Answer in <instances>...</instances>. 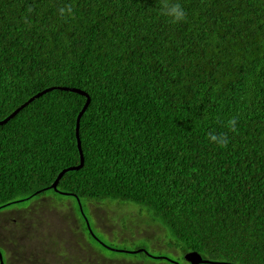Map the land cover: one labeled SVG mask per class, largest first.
<instances>
[{"label": "trees", "instance_id": "1", "mask_svg": "<svg viewBox=\"0 0 264 264\" xmlns=\"http://www.w3.org/2000/svg\"><path fill=\"white\" fill-rule=\"evenodd\" d=\"M170 2L184 22L162 14L165 0H0V121L52 89L0 125V210L72 198L75 240L57 264H175L191 252L264 264V0ZM60 88L91 101L84 165L59 193L46 188L80 163L86 102ZM127 207L153 228L144 239L182 258L149 252L143 238L134 261L105 255L126 251L99 241L88 212L100 231L146 236Z\"/></svg>", "mask_w": 264, "mask_h": 264}, {"label": "rangeland", "instance_id": "2", "mask_svg": "<svg viewBox=\"0 0 264 264\" xmlns=\"http://www.w3.org/2000/svg\"><path fill=\"white\" fill-rule=\"evenodd\" d=\"M73 201L74 200L70 197H65V196L57 197V196H53L52 194L47 193L42 197L34 199L29 205L34 211H36L41 216L42 228L44 229V227H46L44 229L45 234H47V232H48V233H52L55 235V242H49V244H48V247L52 250L55 248H58L60 250H62L64 248H70V245H72L74 240H75L73 238L72 233L66 232L68 230L67 226L69 227L72 223V219L69 215V214H71V212H69V211H70V207L74 205ZM51 206H52V208L50 210ZM53 206H54V208H53ZM112 209L113 208H106L104 210L100 209L101 218H102V216L105 217V218H102V220L100 221V224H102L106 227L107 226H114V222H111V220H110V216H114V212H111ZM88 213H89L88 215H89L90 219H92V222H95V224H96L97 223L96 220L93 219L91 216V215H93L91 212V209L89 210ZM106 213L109 214V216L106 217ZM123 214L129 215L130 218H133V223H134L135 227H137L139 225V222L141 221V219L138 216V210L136 208H134V207L128 208L127 207L126 209H123ZM67 219L71 223L68 222ZM138 220H139V222H138ZM95 224L93 225L94 232L101 239L99 241H102V243L108 247L126 251V252H110L108 250H103L105 255H107L109 257L110 256L115 257L116 259H119L120 262L122 260L134 261L136 259L134 254H132L130 252L136 251L138 246H140V244H141V240H138V239H142V238L144 240L143 245L145 248H147V250L149 252L155 253V254L158 252H162L163 254H165L164 257H168L171 259L182 258L181 253H179V255H176L174 252H172L171 250H168L166 248H162L159 250L155 247L154 242L153 243L149 242L152 240L144 239V238H147L148 236H150V234L154 233L153 228H151L150 226L141 227L139 225L140 226L139 230L142 231V234L146 235V236H142L141 238H138L135 236L132 237L130 233H127L124 235L120 234L119 233L120 228L116 229L115 231L113 230L111 233L105 231L104 229H102L100 231L99 229L96 228ZM107 228H109V227H107ZM145 230H146V232H145ZM154 238L161 239L158 236L154 237ZM151 244H152V246H151Z\"/></svg>", "mask_w": 264, "mask_h": 264}, {"label": "flooded vegetation", "instance_id": "3", "mask_svg": "<svg viewBox=\"0 0 264 264\" xmlns=\"http://www.w3.org/2000/svg\"><path fill=\"white\" fill-rule=\"evenodd\" d=\"M44 229L41 216L30 206L0 210V264H57L59 249L48 247L55 235ZM179 263L190 264L184 258Z\"/></svg>", "mask_w": 264, "mask_h": 264}, {"label": "water", "instance_id": "4", "mask_svg": "<svg viewBox=\"0 0 264 264\" xmlns=\"http://www.w3.org/2000/svg\"><path fill=\"white\" fill-rule=\"evenodd\" d=\"M60 90H63V91H70V92H73V93H76V94H79L81 96H84L86 97V102L82 108V110L79 112L78 116H77V119H76V138H77V146H78V151H79V155H80V163L79 165L77 166H74V167H69V168H66L64 170H62L60 172V174L58 175V177L56 178V180L53 182V184L46 188V189H53L57 192H59L57 190V185L60 181V179L62 178V176L68 172V171H76V170H80L83 165H84V156H83V153H82V148H81V141H80V135H79V127H80V122H81V118L83 116V114L86 112L89 104H90V97L88 96V94H86L85 92L79 90V89H68V88H60ZM49 91H52V89H48V90H44L43 92H40L39 94H37L36 96L30 98L27 102H25L24 104H22L20 107H18L11 115H9L7 118H5L4 120H1L0 121V125H4L6 124L7 122H9L12 118H14L21 110H23L26 106H28L32 101H34L36 98L44 95L45 93L49 92ZM60 193V192H59ZM61 194H65V193H62ZM88 224V223H87ZM130 253H137V251H132ZM184 260L190 264H230V263H221V262H212V261H207V260H203L202 257L195 253V252H191V253H188L186 255H184ZM178 264V263H176Z\"/></svg>", "mask_w": 264, "mask_h": 264}, {"label": "clouds", "instance_id": "5", "mask_svg": "<svg viewBox=\"0 0 264 264\" xmlns=\"http://www.w3.org/2000/svg\"><path fill=\"white\" fill-rule=\"evenodd\" d=\"M71 14V9H60V14L64 15L65 13ZM162 14L165 15L170 19L172 23H181L184 22L186 19V13L183 9V7L179 3H171L170 0H165V3L163 4V10ZM237 124L236 118H230L226 122V127L230 130H234ZM209 140L212 143H215L219 146H225L227 144V137L225 134H215L210 133L209 134Z\"/></svg>", "mask_w": 264, "mask_h": 264}]
</instances>
